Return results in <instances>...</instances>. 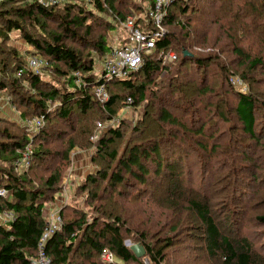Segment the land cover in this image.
<instances>
[{
  "label": "trees",
  "instance_id": "obj_1",
  "mask_svg": "<svg viewBox=\"0 0 264 264\" xmlns=\"http://www.w3.org/2000/svg\"><path fill=\"white\" fill-rule=\"evenodd\" d=\"M148 1L149 5L153 3L152 0ZM195 1L198 4L201 0ZM195 1H175L169 7L167 18L163 22L165 35L157 40L155 51L152 55L145 57L142 67L127 79L108 80L105 75L98 78L96 60L92 56L84 59L72 44L83 42L100 55L107 56L115 47L108 45L105 35L97 38L98 40L94 38V29L103 26L104 32L108 33L120 24H127L129 21L127 16L130 13L122 9L127 2L70 0L63 5L46 7L37 3V0H0V48L3 49L2 46L8 43L11 33H18L33 49L35 55H38L35 57H45L44 60L48 62V66L42 68V73L35 75L27 69L24 56L15 50H5L2 54L6 55V58L0 60V91L9 90L15 97L12 101L13 105L16 108L25 109L20 114L21 119L42 117L44 122L39 130H30L22 126L18 120L0 117V123L10 125L16 130V133H13L6 128L0 129V159L9 164L6 168L0 167V189L7 191L5 197L0 196V214L7 211L16 215V219L10 224L4 225L0 222V264H32V258L38 254L39 243L47 227L43 213L45 206L53 201L60 190L58 186L63 183L61 169L72 166L70 159L74 145L72 138L65 140L68 135L65 131H74V114L86 116L85 114L90 110L97 108L98 120L101 122H95L94 128H96V124L105 125L114 119L115 106L120 102L135 106L145 103L148 107L143 113V118L132 129V137L126 143L123 154L120 157L116 152L108 154L111 163H117L116 167L107 171L98 169L94 173L91 172L85 178V183L79 186L83 190L88 189L89 186L98 188L102 183H107V187L112 186L113 189L116 185L129 184L130 180L125 178V175H129L138 185L151 186L154 178L162 176L171 181L165 192L166 202L170 207L176 208L179 202L187 201L191 195L190 191L183 189L187 182L182 172L184 158L191 151H204L209 155L225 153L223 145L216 136L218 131L213 130L211 134L210 124L213 118H219L225 124L235 121L241 127L243 137L252 140L260 149V154L255 158L244 154L245 162L252 165L255 170H264V143L262 142L264 136L262 133L258 134L256 130L259 124L257 112L262 111L264 116V94L257 90L248 95L235 94L229 89L226 90V97L234 95V99L237 100L232 109L233 117L230 113L227 117L222 107L226 103L224 102L226 98L224 93L221 94L224 87L223 80L227 77L222 76L220 89L204 84L201 90L192 91L186 88V83L180 85V75L183 74L184 67L188 66L189 62L193 61L198 68L204 66L207 68L206 63L212 60L202 57L196 59V56L185 46L173 49L174 42L176 46H180L187 43L185 37L188 39L194 33L198 37L196 31L199 26L193 29L191 24L204 21L198 18L193 19L191 16L196 9ZM138 9L140 10L141 7L139 6ZM147 11L148 8L143 15L130 19L146 34L152 30V25L146 17ZM103 15H106L105 19ZM215 15L219 20L221 19L220 12H216ZM50 21H57L60 32H51L48 27ZM172 26H178L181 32L186 31L187 36L183 37L182 41H178V37L167 30ZM127 41L128 39L122 45H125ZM186 52L188 54H185ZM235 52L243 60L247 70L264 69V62L260 57L247 55L240 48H237ZM168 53H175L177 56L176 61L172 63L173 66L163 63L161 55L165 56ZM177 62L180 63L177 64ZM19 70H26L21 77L18 76ZM224 73L228 75L226 71ZM158 78L161 82L156 81ZM242 78L247 79L248 76L245 74ZM137 81L140 85L136 86ZM203 81L208 82L206 79ZM24 83L28 85L27 92L18 93L24 88ZM152 85L155 88H152ZM102 86L108 93V100L105 103L97 98V90ZM121 89L129 94L113 92ZM168 93L173 98H169ZM195 93L196 96H194ZM166 94L168 95L163 97ZM175 94L179 98H176ZM217 96L224 98L217 99ZM183 97L186 98L184 102H182ZM216 99L218 102L215 104ZM207 100L214 102L208 103L209 114L206 115L208 119L200 120L199 116H196L199 113L197 104L201 105ZM160 103V107L155 111L156 105ZM177 112H183V115L179 117ZM187 115L190 117L187 118ZM151 124H153L152 128L148 127ZM262 124L260 126H263ZM121 128L118 125L103 131L96 141L91 139L93 133L88 129L82 128L81 132L92 135L89 136L90 141L96 143L94 156L102 154L104 157L109 144H112L114 140L122 139ZM135 135L141 136L138 141H136L137 138L134 139ZM58 141L66 142L67 148L61 152L48 148L50 144L55 145ZM211 141H213L212 144H210ZM27 146L31 149L29 167L19 169L17 162L23 157ZM48 159L50 165L53 164L51 166L56 168L51 175L43 179L38 174L39 171L49 170L48 167L42 169L43 164L49 166L46 165ZM188 201V209L201 224L210 256L219 257L220 264L261 263L252 254V247L246 240L230 239L223 234L222 225L213 217L207 199ZM66 207H68L66 211L72 210L74 213L78 211L72 208L71 204ZM101 211L113 220H101L103 214H99L100 216L91 222L85 220L82 215L69 219L67 212L60 211L63 218L62 230L49 238L45 244L46 253L53 264H74L72 256L86 247L90 248L88 257L95 252L101 258L104 249L111 251L116 261L110 264H146L145 258L150 261V264L164 263L162 250H156L151 244L143 243L146 242V235L135 234L131 228L125 227L122 222L123 215L120 212L112 208L106 209L104 206ZM256 220L264 226V214L257 216ZM127 237L142 241L138 243L146 251L142 259L137 258L130 246L125 245ZM167 246L171 248L173 244L170 242Z\"/></svg>",
  "mask_w": 264,
  "mask_h": 264
},
{
  "label": "rangeland",
  "instance_id": "obj_2",
  "mask_svg": "<svg viewBox=\"0 0 264 264\" xmlns=\"http://www.w3.org/2000/svg\"><path fill=\"white\" fill-rule=\"evenodd\" d=\"M119 1L127 2L126 5H123L122 9L127 10L125 11L126 13H130L127 16L129 20L136 19L137 15H143L145 9L150 6L148 0ZM190 1L193 2L195 0ZM194 3L196 9L191 15L192 18L204 21L199 24H191L193 29L199 26L196 31L198 37L194 33L192 37L187 39L185 37L187 36V32H181L178 26L169 27L167 30L175 37H178V41H182L183 37L187 41V43L180 46H176L174 42L173 49L185 46L188 51L196 56V59L202 57L211 58L212 60L206 63L207 68L205 66L198 68L197 64L193 61L189 62V65L184 67L183 74L180 75V85L186 83V88L192 91L194 89L201 90L204 88V84L213 85L217 88L222 82V76H225L227 77V82L223 80L222 95L223 93L225 95V91L228 89L235 94L248 95L250 92H255L256 90L264 94V69L247 70L243 60L235 52L237 48H240L247 55L260 57L262 62H264V0H201L198 4L196 1ZM139 6L141 7L140 10L138 9ZM174 12L178 13L176 8H174ZM216 12H220V20L215 15ZM236 15H238V18H236ZM102 17L105 19L106 15ZM48 27L51 32H60L57 21L48 22ZM103 29V26L96 27L93 37L97 39L105 35L109 46L119 47L130 37V29L127 24H120L119 27L108 33L107 31L104 32ZM9 38L8 43L2 46L3 49L0 48V60L6 58V55L2 54V52L12 49L24 56L23 58L27 61V64L29 60L38 59L39 62L43 61L48 66V62L44 60L45 57H35L38 55H35L33 49L18 33H11ZM72 46L82 54L84 59L92 56L96 60L98 78H101L102 74L99 69L106 56L100 55L90 49L83 42L74 43ZM179 63L177 62V64ZM169 65L173 66L172 63ZM223 71H226L228 75H225ZM245 74L248 76L247 79L242 78ZM204 79L208 80V82L203 81ZM156 81L161 82L159 78ZM137 85H140L139 81H137ZM23 86L22 91L18 93L25 94L27 92L28 85L24 83ZM153 87L155 88L152 85ZM113 92H120L123 95L129 94L122 89L114 90ZM168 94L163 97L168 95L169 98H173L170 93ZM194 96H196V93ZM175 97L179 98L176 94ZM221 97L223 96H217V99ZM14 98L9 90L0 91V117L20 122V114L25 109H15L12 102ZM225 98L226 101L224 102L226 103L222 105L223 111L227 113V117L229 113L233 117L232 109L237 100L234 99V95L227 97L225 95ZM185 99L183 97L182 102ZM212 101L207 100L201 103V105L197 104L196 108L199 113L196 116H199L200 120L208 119L206 118V115L209 114V110L207 111L208 103ZM217 102L218 100L215 104ZM160 105L161 103L157 104L154 110L156 111ZM146 109L148 107L145 103L135 106L120 102L115 106L116 116L105 125L103 124L105 128L102 130L98 129L97 124L96 128H94L96 121L101 122L98 120L97 108L90 110L85 114L86 116L73 115L75 116L73 122L75 123V129L74 131H65L68 134L65 140L72 138L71 140L74 145V151L70 159L72 166L61 169L63 183L59 184L60 190L54 196L53 201L47 204L48 209H51L50 207L52 209L61 208V210L67 212L66 215L69 219L82 215L85 220L91 222L93 219L98 218L99 214H103L101 211L103 206L106 209L112 208L123 215L122 222L125 227L131 228L135 234L147 236L146 242L143 243L151 244L156 250H162V255L165 258L163 264H220L219 257L209 255L201 224L198 223L196 216L188 209V200L203 201L207 199L210 203L213 217L222 225L223 234L230 239L246 240L252 247V254L261 261L260 264H264V226L256 220L257 216L264 214V170H255L243 158L244 154L249 157H257L260 154V149L256 147V143L252 140L250 141L243 137L241 127L235 121L225 124L219 118H213L214 120L210 124V127H212L211 134L213 130L218 131L216 134L217 139L223 145V152L226 154L209 155L204 151H191L184 158L182 172L183 178L187 182L183 186V189L185 188L190 191L191 195L187 201L177 202L178 206L176 208L170 207L168 202H166L167 194L165 192L171 181L162 176L154 178L151 186L138 185L129 175H125V178L130 180V183L116 185L114 189L112 186L107 187V183H102L98 188L94 186H89L86 190L79 188L81 184L85 183V178L91 172L94 173L98 169L107 171V169L116 167L117 163H111L108 154L116 152L119 157L123 154L126 143L132 137V129L143 118V113ZM177 113L179 117L183 115V112ZM188 117L190 116L187 115ZM263 117L262 111L257 112L259 124H257L256 130L258 134L262 133L264 136ZM261 124L263 126H260ZM118 125L122 127L120 129L123 133L122 139L114 140L112 144H109L104 157H102V154L95 157L96 143L90 141V137L93 135L91 139L96 141L103 131L111 127H117ZM152 125L148 127L152 128ZM5 128L13 133L16 131L10 125L3 122L0 123V129ZM82 128L88 129L93 134L91 133L92 135L90 136V133L88 135L86 131V134L82 133ZM208 129L210 130L209 126ZM139 137L141 136L135 135L134 139L137 138L136 141H138ZM60 142L58 141L55 145L50 144L48 148L53 149L55 152H61L67 148V143ZM262 142L264 143V141ZM212 143L213 141L210 142V144ZM25 152L23 155L26 154ZM259 164L261 165V163ZM46 165L49 166L43 164L42 169L48 167L49 170L46 172L39 171L38 174L43 179L51 175L56 168V166H51L53 164L50 165L49 159ZM8 166L7 162H3L0 159L1 168ZM75 173L78 177L77 181L69 184L67 178L72 174L75 175ZM252 173L254 175H251ZM179 183L181 184V181ZM93 195L96 196L94 197ZM70 204L72 208L78 210L77 213L72 212V210L66 211L68 208L66 206ZM103 212L105 211L103 210ZM102 219L113 220L104 214L101 217ZM170 242L173 244V247L168 248L167 244ZM124 243L130 246V244L138 245L142 241L127 237ZM88 252H90L89 247L78 250L72 256L74 264H105L95 252L88 257ZM36 257H33L31 262ZM145 263L150 264V261L145 258Z\"/></svg>",
  "mask_w": 264,
  "mask_h": 264
},
{
  "label": "built area",
  "instance_id": "obj_3",
  "mask_svg": "<svg viewBox=\"0 0 264 264\" xmlns=\"http://www.w3.org/2000/svg\"><path fill=\"white\" fill-rule=\"evenodd\" d=\"M153 3L148 7L146 17L152 25V30L146 34L142 29L134 25L133 20H129L127 23L130 29V37L125 45L115 47L110 50V53L105 57L103 64L99 71L102 76L105 75L108 80L111 79H127L129 76L139 70L144 63L146 56L152 55L155 51L157 40L165 35L163 28V22L167 18L169 7L177 0H152ZM70 2V0H37V3L46 7H54L63 5ZM164 65H168L176 61L177 56L175 53H168V55H161ZM46 64L38 59L29 60L27 69L35 75H40L43 71V67ZM26 71V70H25ZM24 70H19L18 76H23ZM97 97L102 103L108 100V94L105 87L102 86L97 90ZM131 102V101H130ZM16 109V107H14ZM22 126L28 127L30 130H39L44 124L43 118H25L20 119ZM113 123V122H112ZM98 129H104L102 123L97 124ZM95 139V138H93ZM28 151L23 155L20 161L17 162L19 169H27L29 167V157L31 149L27 146ZM7 191L0 189V196L5 197ZM16 219V215L13 212L4 211L0 214V222L4 225L10 224ZM47 227L45 234L43 235L38 248V254L32 264H53L50 257L46 253V241L54 234L60 232L63 226V218L61 213L47 212ZM101 260L106 264H110L116 261L113 253L108 249H104L101 253Z\"/></svg>",
  "mask_w": 264,
  "mask_h": 264
},
{
  "label": "water",
  "instance_id": "obj_4",
  "mask_svg": "<svg viewBox=\"0 0 264 264\" xmlns=\"http://www.w3.org/2000/svg\"><path fill=\"white\" fill-rule=\"evenodd\" d=\"M185 54H188V52H186ZM130 248L133 251V253L135 254V256L139 259H142V257H144L146 254L145 248L143 246L141 247L140 245L130 244Z\"/></svg>",
  "mask_w": 264,
  "mask_h": 264
},
{
  "label": "crops",
  "instance_id": "obj_5",
  "mask_svg": "<svg viewBox=\"0 0 264 264\" xmlns=\"http://www.w3.org/2000/svg\"><path fill=\"white\" fill-rule=\"evenodd\" d=\"M77 176H76V173H75V175H70V177L69 178H67V180L69 181V184H72L73 182H76L77 181ZM65 203V202H64ZM50 205H52V204H50ZM53 206V205H52ZM47 208V209H46ZM51 209H52V207H50ZM48 209V207H47V205L45 206V209H44V216H45V219H47V212H49V213H51V212H53V211H55V212H58V211H60L61 210V208L60 209ZM48 210V211H47Z\"/></svg>",
  "mask_w": 264,
  "mask_h": 264
}]
</instances>
